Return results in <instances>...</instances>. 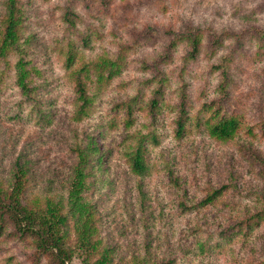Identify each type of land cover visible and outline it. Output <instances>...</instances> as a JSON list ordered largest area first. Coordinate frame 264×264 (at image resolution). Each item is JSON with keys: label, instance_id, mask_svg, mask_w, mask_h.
Returning a JSON list of instances; mask_svg holds the SVG:
<instances>
[{"label": "rangeland", "instance_id": "obj_1", "mask_svg": "<svg viewBox=\"0 0 264 264\" xmlns=\"http://www.w3.org/2000/svg\"><path fill=\"white\" fill-rule=\"evenodd\" d=\"M18 3L19 47L0 53V180L22 155L27 202L44 206L51 196L68 212L76 147L90 141L100 157L84 198L113 264L144 255L145 264H264V220L247 234L218 235L264 201V0ZM4 10L0 0V30ZM19 58L30 68V94L16 81ZM85 63L91 101L78 114L75 77ZM218 108L240 119L229 139L206 129ZM141 132L150 171L139 178L124 150ZM74 220L69 212L63 225L72 248L65 264L84 254ZM206 238L211 246L200 252ZM33 252L31 239L0 234V264H52Z\"/></svg>", "mask_w": 264, "mask_h": 264}, {"label": "trees", "instance_id": "obj_2", "mask_svg": "<svg viewBox=\"0 0 264 264\" xmlns=\"http://www.w3.org/2000/svg\"><path fill=\"white\" fill-rule=\"evenodd\" d=\"M19 0H5V10L2 15V30H0V53L3 54L9 49L19 47V28L22 23V12ZM69 59H72L70 54ZM109 60L106 65H110ZM16 81L22 92L30 94L32 84L30 82V68L27 67L23 58H19L16 63ZM89 66L85 63L78 69L75 77V92L79 104L77 113H83L86 106L91 101V96L87 92V86L82 77V72ZM225 72V69H222ZM102 77V73H98ZM156 103L153 99L152 104ZM183 109V108H182ZM182 115L178 118V133L184 126ZM131 119L126 121L130 125ZM240 119L232 111L221 112L218 108L216 113L206 120L208 133L218 139H229L233 137L239 127ZM149 135L139 133L135 136L134 142L124 150V155L131 173L139 178L145 176L150 171V163L147 159V145ZM96 148L86 142L76 147L77 160L73 166L72 178L68 189V212L63 211V200L54 199L51 196L45 197L44 206H34L27 202L25 197L28 188V159L18 155L13 163L10 177L0 180V234L7 233L21 239H31L33 242V253L36 260L46 257L52 264H65L71 258L72 248L65 242V230L68 213L74 216L76 223V243L78 249L84 251L80 264H113L112 248L104 245L95 235L96 228L92 215V205L84 198V193L88 187L87 177L91 175V167L97 163L100 155L92 156ZM138 190L143 193L141 182H138ZM223 190L222 187L216 189L212 194H207L201 200L205 205L216 200ZM264 220V201L249 213L240 215L228 227L219 230L218 235L221 240H228L238 234H247L260 222ZM211 246V240L199 241L200 252L205 247ZM136 260L135 264H145L146 256ZM152 264H170L160 260H154Z\"/></svg>", "mask_w": 264, "mask_h": 264}]
</instances>
